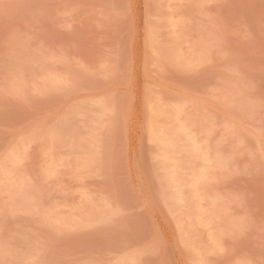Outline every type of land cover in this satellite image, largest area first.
Masks as SVG:
<instances>
[{
    "label": "rangeland",
    "instance_id": "374dc122",
    "mask_svg": "<svg viewBox=\"0 0 264 264\" xmlns=\"http://www.w3.org/2000/svg\"><path fill=\"white\" fill-rule=\"evenodd\" d=\"M93 261L264 264V0H0V264Z\"/></svg>",
    "mask_w": 264,
    "mask_h": 264
},
{
    "label": "bare ground",
    "instance_id": "6f19581e",
    "mask_svg": "<svg viewBox=\"0 0 264 264\" xmlns=\"http://www.w3.org/2000/svg\"><path fill=\"white\" fill-rule=\"evenodd\" d=\"M172 56L175 57L174 55H172ZM175 58H176V57H175ZM176 104L179 105L178 103H176ZM176 104H175V105H176ZM180 105H181V104H180ZM173 107H174V106H173ZM171 108H172V107H171ZM175 108H176V107H175ZM173 109H174V108H173ZM173 109H171V110L173 111ZM177 109H178V106H177ZM174 110H175V109H174ZM175 111H176V110H175ZM177 111H178V110H177ZM177 111H176V112H177ZM173 112H174V111H173ZM180 112H181V111H180ZM177 114H179V113L177 112ZM174 118H175V117H174ZM180 119H181V118H180ZM175 120H176V119H175ZM173 121H174V120H173ZM174 122H175V121H174ZM176 122H177V121H176ZM181 124H182V122H181ZM175 125H176V124H175ZM173 128H174V127H173ZM175 128L177 129V131H180V130L182 129V128H180V127H179V128L175 127ZM164 129H165V128H164ZM171 129H172V128H171ZM183 130H186V128L183 129ZM183 130H181V131H183ZM167 131H168V130H167ZM175 131H176V130H175ZM186 131H187V130H186ZM155 132H156V134H158L157 131H155ZM158 132H159V130H158ZM184 132H185V131H184ZM173 133H174V131H173ZM177 133H181V132H177ZM187 133H188V132H187ZM154 134H155V133H154ZM156 134H155V137H157ZM160 134H161L162 136H165V137L167 136V137H169V138H170V136H171L170 134H169V135H170V136H169V135H168V132H165V131H164V132H160ZM189 134H190V133H189ZM189 134H188V135H189ZM176 135H179V134H176ZM176 135H175V136H176ZM185 135H186V133H185ZM188 135H186V136L188 137V138H186V139H189V136H188ZM182 136H184V135H182ZM191 136H192V135H190V137H191ZM165 137H164V138H165ZM161 138H162V137H161ZM157 139L159 140L160 138L158 137ZM165 139H166V138H165ZM171 139H172V137H171ZM171 139H167V140H168V144L164 143V142H165L164 140H161V142L164 141L163 143L165 144V146H166V145L168 146V145H170V144L172 143V142H171ZM181 139H182V138H181ZM169 140H170V141H169ZM174 140H175V139H174ZM184 140H185V139H184ZM194 140H195V139H194ZM159 141H160V140H159ZM185 141H186V140H185ZM187 141H188V140H187ZM187 141H186V142H187ZM196 142H198V141L196 140ZM196 142H193V139H192V143H189V144H190L192 147H195V144H194V143H196ZM174 144H175V143H174ZM170 146H171V145H170ZM181 146H183V145H181ZM181 146H180V147H181ZM171 147H172V146H171ZM176 147H177V146H176ZM186 147H187V146H186ZM197 147H198V146H196V149H197ZM199 147H200V145H199ZM169 148H170V147H169ZM173 148H174V147H173ZM173 148H172V151H175L176 149L173 150ZM187 148H188V147H187ZM160 149H161L160 152L164 151V150H162L163 148L160 147ZM177 149H179V147H178ZM170 150H171V149H170ZM180 150H181V149H180ZM199 150H200V148H199ZM201 150H202V148H201ZM177 151H178V150H177ZM177 151H176V153H177ZM182 151H184V149H183ZM187 151H189V152H188V154H189L190 152H193L194 150L192 149V151H191V150H187ZM165 152H166V151H165ZM184 152H185V151H184ZM162 153H163V155H164V152H162ZM166 153H167V156L165 155V157H166V159H167V157L169 156L168 153L170 154L171 152H170V151H169V152L167 151ZM174 153H175V152H174ZM193 153H194V152H193ZM200 154H201V153H200ZM200 154H199V155H200ZM205 154H206V152L204 153V157H205ZM170 155H171V154H170ZM194 155H195V154H194ZM161 156H162V155H161ZM171 156H172V155H171ZM189 156H190V154H189ZM189 156H188V157H189ZM197 157H198V155H197ZM170 158H171V157H170ZM172 158H173V157H172ZM172 158H171V159H172ZM198 158H199V157H198ZM207 158H208V157H207ZM163 159H164V156H163ZM163 159H162V161L165 160V159H164V160H163ZM168 159H169V158H168ZM203 159L205 160V158H203V156H202V161H204ZM167 161H168V160H167ZM173 161H174V159H173ZM175 161H176V160H175ZM159 163H160V162H159ZM162 164H163V166H165L164 163H162ZM162 164L160 163V166H162ZM167 164L170 165L169 163H167ZM167 164H166V165H167ZM171 164H172V163H171ZM163 166H162V169H163ZM180 167H181V165H180ZM180 167H179L178 165H171L170 167H168V169H167L166 166L164 167V168H166V172H165V173H168V175H169V178H168L169 180H168V181H170V182H169V185H167V186L171 187V189H172V188L175 189V188L177 187L176 184H178V183H180L181 186H182V185L186 182V181H184V183H181L182 181L179 182V180H178L179 176H177V175H179V174H177V173H178L177 171L180 169ZM160 168H161V167H160ZM163 170H164V169H163ZM164 171H165V170H164ZM181 171H182V167H181ZM181 171H179V173H180ZM165 173H164V174H165ZM164 174H163V175H164ZM180 174H182V173H180ZM165 175H166V174H165ZM165 175H164V176H165ZM192 176H193V175H192ZM194 176H196V175H194ZM180 178H181V177H180ZM164 180H165V177H164ZM191 180H194V179L192 178ZM195 180H196V179H195ZM165 182H166V181H165ZM188 182H190V181H187L185 184H187ZM192 182H193V181H192ZM195 182H196V181H194V183H195ZM166 184H167V183H166ZM185 184H184V186H185ZM190 184H193V183H190ZM181 186H178V187H180V189H181ZM178 187H177V188H178ZM182 187H183V186H182ZM177 191H178V190H177ZM180 191H181V190H180ZM182 191H183V190H182ZM172 192L174 193V191H172ZM170 193H171V192H170ZM167 194H168V193H167ZM167 194H165V195H167ZM165 195H164V196H165ZM169 195H170V196H171V195L173 196V194H168L167 196H169ZM176 195H177V194H176ZM182 195H183V194H182ZM174 196H175V195H174ZM177 196L179 197V195H177ZM170 198H172V197H170ZM183 198H185V197H183ZM165 199H166V200H165V203H166V201H167V197H166ZM174 199H175V198H174ZM163 200H164V199H163ZM168 200H169V199H168ZM175 200H176V199H175ZM177 200H178V199H177ZM172 201H173V200H172ZM172 201L169 200V201H167V202L171 203V206H172V204H175V203H176L175 201H173V202H172ZM182 201H183V200H182ZM180 202H181V201H179L178 203H180ZM178 203H176V205H178ZM176 205H175V207H176ZM168 206H169V204H168ZM169 207H170V206H169ZM173 207H174V206H173ZM175 207H174V208H175ZM176 208L178 209V206H177ZM171 209H172V208H171Z\"/></svg>",
    "mask_w": 264,
    "mask_h": 264
},
{
    "label": "snow or ice",
    "instance_id": "6c2138e0",
    "mask_svg": "<svg viewBox=\"0 0 264 264\" xmlns=\"http://www.w3.org/2000/svg\"><path fill=\"white\" fill-rule=\"evenodd\" d=\"M90 264H104V262L102 261H93V262H90ZM197 264H204L203 261H197ZM221 264H223V262H221Z\"/></svg>",
    "mask_w": 264,
    "mask_h": 264
}]
</instances>
